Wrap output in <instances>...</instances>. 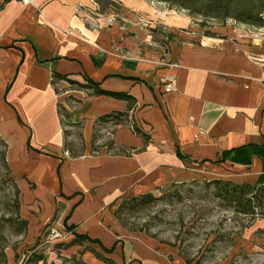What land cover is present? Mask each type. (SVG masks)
<instances>
[{
	"label": "crops",
	"instance_id": "crops-1",
	"mask_svg": "<svg viewBox=\"0 0 264 264\" xmlns=\"http://www.w3.org/2000/svg\"><path fill=\"white\" fill-rule=\"evenodd\" d=\"M151 10L145 0H0V137L18 214L28 238L51 222L68 247L86 244L85 264L100 260L91 249L113 245L114 262L143 264L114 232L118 200L197 176L264 184V57L248 56L264 55L260 41L248 45L234 28L171 54L138 48ZM111 114L126 120H109V143L92 150L96 124L105 129L98 122ZM66 123L81 125L80 155L65 154ZM141 250L167 264L150 244Z\"/></svg>",
	"mask_w": 264,
	"mask_h": 264
},
{
	"label": "rangeland",
	"instance_id": "rangeland-1",
	"mask_svg": "<svg viewBox=\"0 0 264 264\" xmlns=\"http://www.w3.org/2000/svg\"><path fill=\"white\" fill-rule=\"evenodd\" d=\"M145 1L152 8L146 14L151 15L155 22L146 29L141 28L148 40H143L141 35L144 34H141L138 48L147 46L171 54L188 42L225 38L229 31L235 34L232 30L236 28V33H245L248 45L256 39L264 49V24L243 23L231 17L204 16L175 4ZM230 7L234 12L236 4ZM125 34L134 38L139 36L136 30H126ZM248 56L251 61L264 57L252 52ZM171 64H174L173 60L168 66ZM61 111L67 115L64 109ZM124 117L116 114L104 117V123L102 120L98 123L107 125L105 129H97L96 124L91 139L92 150L106 147L109 143L113 130L109 120L124 121ZM65 126V154H82L86 144L81 125L66 123ZM2 149L4 146L0 143V151ZM6 165L0 158V264L81 262V250L86 244L79 248L68 247L67 232L54 223L48 222L36 235L26 237V225L17 220L18 195H15L8 162ZM212 179L216 178L197 176L174 182L151 193L153 199L146 203L132 198L116 201L112 205L113 227L126 246L127 259L138 257L143 264H161L160 258H151L141 250L150 244L154 254L164 256L167 264H264V192L252 196V190L245 187L239 204L234 199L237 194L226 193L225 187L210 182ZM100 254L105 258L114 257L103 249ZM98 264L107 263L99 260Z\"/></svg>",
	"mask_w": 264,
	"mask_h": 264
},
{
	"label": "trees",
	"instance_id": "trees-1",
	"mask_svg": "<svg viewBox=\"0 0 264 264\" xmlns=\"http://www.w3.org/2000/svg\"><path fill=\"white\" fill-rule=\"evenodd\" d=\"M162 2H167L171 4L178 5L182 8H186L189 11L196 12L200 15L204 16H211V17H231L236 20H239L243 23H252L255 25H263L264 24V0H157ZM200 4V7H196L197 4ZM236 4V9L234 12L230 10V5ZM204 8V9H203ZM73 83V82H71ZM88 85L95 86L92 81L88 82ZM82 86V85H81ZM87 86V85H86ZM96 93L99 94H111L110 92L104 91L102 89H96ZM0 143L2 146H4V149L0 151V158L4 165L7 164L6 162V142L0 137ZM7 166V165H6ZM210 182L218 185V186H224V191L226 193H232L234 195L237 194V196L234 197L238 203H242L240 199H242V189L245 187H248L252 190L253 195L252 196H258L260 192H264V184L261 185H251L249 183H241V184H235L228 180H222V179H212ZM13 185L15 189V195H18V188L13 180ZM228 187V188H227ZM241 197V198H240ZM134 200H139L143 202H149L153 199V196L151 193L142 194L136 197H132ZM18 199H16V216L17 220L22 224L26 225V221L22 218H20L18 214ZM68 230V228H66ZM88 240L90 242H93L89 238L83 235H75L73 242H82L84 240ZM104 251L107 253H112L114 249V245L110 248H104L102 247ZM96 255V257L103 262L107 264H114V261L111 258H105L102 257V255L91 249ZM78 264H85L82 261Z\"/></svg>",
	"mask_w": 264,
	"mask_h": 264
},
{
	"label": "built area",
	"instance_id": "built-area-1",
	"mask_svg": "<svg viewBox=\"0 0 264 264\" xmlns=\"http://www.w3.org/2000/svg\"><path fill=\"white\" fill-rule=\"evenodd\" d=\"M21 5L34 4L35 0H13ZM172 66L175 64H171ZM162 87L163 90L168 92L172 91L175 88V77L173 75H167L162 78Z\"/></svg>",
	"mask_w": 264,
	"mask_h": 264
}]
</instances>
